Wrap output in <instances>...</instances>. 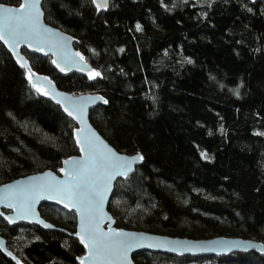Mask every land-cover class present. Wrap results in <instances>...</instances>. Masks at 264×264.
I'll return each mask as SVG.
<instances>
[{
    "label": "trees",
    "instance_id": "trees-1",
    "mask_svg": "<svg viewBox=\"0 0 264 264\" xmlns=\"http://www.w3.org/2000/svg\"><path fill=\"white\" fill-rule=\"evenodd\" d=\"M19 6V0H0ZM45 24L74 40L94 80L60 75L48 57L22 51L30 69L72 96L98 95L93 128L141 165L114 183L115 226L187 239L240 238L264 246V1L41 0ZM139 25V29L137 28ZM0 45V186L57 172L77 155L74 123L32 90ZM204 154V155H202ZM39 214L74 232V216ZM0 237L19 264H77L78 243L33 226ZM137 264H264L253 252L223 258L139 253ZM0 264H13L0 254Z\"/></svg>",
    "mask_w": 264,
    "mask_h": 264
},
{
    "label": "water",
    "instance_id": "water-1",
    "mask_svg": "<svg viewBox=\"0 0 264 264\" xmlns=\"http://www.w3.org/2000/svg\"><path fill=\"white\" fill-rule=\"evenodd\" d=\"M19 1V6L0 4V7L17 11L20 10L21 5L26 3V0ZM89 1L91 2L93 9L97 12H103L108 7V0L107 7L100 8L99 10L96 7V3H93V0ZM245 1L253 4L255 0ZM97 2H99V0H97ZM38 7L40 12V26L42 28L48 29L49 32L53 34L48 37V43H42L38 45V42L35 40L20 39L15 45H11L10 43L0 40V45L9 54L16 67L25 72V79L29 87L32 90L38 92L42 97L47 98L53 105L57 106L61 110L62 114L66 118L74 123L75 129L72 132V139L75 148L77 149V155L64 159L56 173L52 171H43L42 173L23 177L10 183L1 185L0 219L9 227H14L17 225L33 226L42 231L60 233L71 239H74L83 249V255L75 259V262L80 264V260L84 257H87L89 252L88 249H86L80 242L79 236H77V233L81 231V213L77 210L79 201H70L64 196L62 192L54 190L60 187L57 182H63L70 179L69 173L72 165L66 164L65 161L71 162L82 160L85 154L81 152V147L77 143V140L79 138L82 141L86 134L91 138V134L93 133L95 134V137L98 138L99 141H102L104 145H107V147L111 149L113 153L125 160H132L139 154L128 156L116 152L93 128L89 121L88 114L95 107L104 105L103 99H96L95 102H90L94 98L99 97L98 95L82 94L72 96L69 93L58 90L48 77L37 74L30 69L28 61L23 55L22 51L28 55L48 57L53 69L60 75L73 74L83 77L86 80H94L98 78V76H96L94 79H89V74L96 73V71L88 63H86L84 59L81 61L80 57L82 55L77 50H75L74 40L60 30L44 23L41 10V0ZM262 51L264 54V45L262 47ZM76 53H79V55H76ZM18 61H20V63H18ZM53 61H56V63H53ZM23 62H26V67H21V63ZM29 70L33 74L31 76V82L29 80ZM33 84H36L40 91H37V87H33ZM65 97L69 99L65 100ZM57 101L60 102L58 103ZM65 105H68L70 108H77L76 114L80 117L82 123L76 119H73L72 116L68 114V112L65 110ZM81 108L83 109L82 113L79 111ZM141 163L142 160L133 162L130 166V170H124L122 174L116 175L111 179L108 184V191L106 193L102 208L100 211L95 213L96 218L100 221V230L102 232L108 233L110 235L109 228H111L113 232L129 234L130 236H134L136 238L134 241H132L135 246L127 250L126 256H117L110 262V264H134L132 257L139 253L166 255L177 258H223L234 253L245 254L249 252H253L258 255H264V246L246 239L214 237L210 239L194 240L117 228L111 214L107 211V205L113 192L114 183L116 181H123L131 176L135 172L136 168L141 165ZM45 174H49V176L46 177ZM42 184L51 185L53 190H42L40 188V185ZM19 191H25L28 194V204L30 207H26L25 212L23 213L26 218H18L21 215V202L14 199V197ZM5 197H7V199H5ZM7 204H13L15 207H9ZM42 205L56 207L67 213H72L75 224L74 232L68 233L46 221L38 211L39 207ZM79 206L81 210H83V205ZM10 220L12 222H9ZM45 225H49L50 227H45ZM0 254L13 264H19L18 260L7 251L5 247V240L1 237ZM86 264H92L91 259L86 261ZM97 264H109V262L102 261L97 262Z\"/></svg>",
    "mask_w": 264,
    "mask_h": 264
},
{
    "label": "snow or ice",
    "instance_id": "snow-or-ice-1",
    "mask_svg": "<svg viewBox=\"0 0 264 264\" xmlns=\"http://www.w3.org/2000/svg\"><path fill=\"white\" fill-rule=\"evenodd\" d=\"M39 3L40 0H26V3L21 5L20 10L17 11L0 7V40L11 45H15L20 39L35 40L38 45L48 43V37L53 34L40 26ZM93 3H96L98 10L107 7V0H99V2L93 0ZM137 28L139 29V25ZM80 59L83 61L84 58L81 56ZM26 66V62L21 63V67ZM32 75L29 70L30 82ZM99 75L98 72L90 73L89 79H94ZM33 87H37V85L33 84ZM37 91H40L38 87ZM64 99L68 100L69 98L65 97ZM96 99L102 98L97 97L90 102H95ZM103 102L107 103L106 100ZM65 110L73 119L82 123L76 114L77 108H70L65 105ZM79 111L82 113L83 109L81 108ZM77 143L81 147V152L85 154L84 158L79 161H65L66 164L72 165L69 173L70 179L57 182L60 187L54 190L62 192L70 201L78 200L79 205H83V210L79 205L77 206V210L81 213V231L77 233V236H79L84 247L88 249L89 254L80 260V264H86L89 259H91L92 264L102 261H107L110 264L117 256H126L127 250L135 246L132 241L136 238L129 234L113 232L111 228H109L110 235L102 232L100 221L96 218L95 213L102 208L111 179L122 174L124 170H130L131 164L137 160H142L143 157L138 155L132 160H125L113 153L102 141H99L94 133L91 134V138L86 134L82 141L78 138ZM45 176L48 177L49 174H45ZM40 188L53 190L51 185L42 184ZM14 199L21 202V215L18 218H26L23 213L26 207H30L28 194L25 191H19ZM7 206L15 207L13 204H7ZM45 227L50 226L45 225Z\"/></svg>",
    "mask_w": 264,
    "mask_h": 264
},
{
    "label": "rangeland",
    "instance_id": "rangeland-1",
    "mask_svg": "<svg viewBox=\"0 0 264 264\" xmlns=\"http://www.w3.org/2000/svg\"><path fill=\"white\" fill-rule=\"evenodd\" d=\"M46 220V219H45ZM46 221H48V220H46ZM49 222V221H48ZM51 223V222H50ZM132 261H133V258H132ZM133 263L134 264H137V261L135 260V261H133Z\"/></svg>",
    "mask_w": 264,
    "mask_h": 264
}]
</instances>
